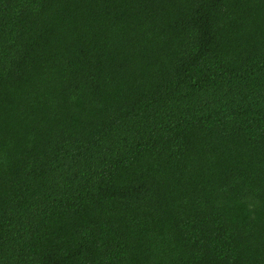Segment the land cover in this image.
<instances>
[{"label": "trees", "instance_id": "obj_1", "mask_svg": "<svg viewBox=\"0 0 264 264\" xmlns=\"http://www.w3.org/2000/svg\"><path fill=\"white\" fill-rule=\"evenodd\" d=\"M0 264H264V0H0Z\"/></svg>", "mask_w": 264, "mask_h": 264}]
</instances>
